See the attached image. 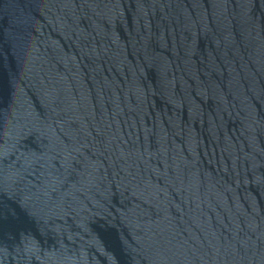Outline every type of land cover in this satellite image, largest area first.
Returning <instances> with one entry per match:
<instances>
[{
  "label": "water",
  "instance_id": "1",
  "mask_svg": "<svg viewBox=\"0 0 264 264\" xmlns=\"http://www.w3.org/2000/svg\"><path fill=\"white\" fill-rule=\"evenodd\" d=\"M0 264H264V0H0Z\"/></svg>",
  "mask_w": 264,
  "mask_h": 264
}]
</instances>
